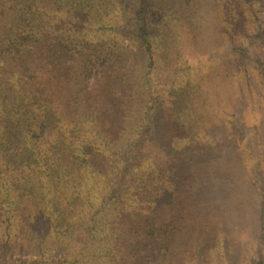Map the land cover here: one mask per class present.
<instances>
[{
    "label": "trees",
    "instance_id": "trees-1",
    "mask_svg": "<svg viewBox=\"0 0 264 264\" xmlns=\"http://www.w3.org/2000/svg\"><path fill=\"white\" fill-rule=\"evenodd\" d=\"M253 83L264 102V0H0V233L17 249L0 264H178L192 208L238 176L212 136L264 127L237 113ZM157 122L182 157L131 162ZM241 259L264 264V240Z\"/></svg>",
    "mask_w": 264,
    "mask_h": 264
},
{
    "label": "rangeland",
    "instance_id": "rangeland-1",
    "mask_svg": "<svg viewBox=\"0 0 264 264\" xmlns=\"http://www.w3.org/2000/svg\"><path fill=\"white\" fill-rule=\"evenodd\" d=\"M131 15L133 14L130 11L123 23L128 30L134 29V19ZM164 72H167V70L162 71L160 74H164ZM166 80L168 81L167 76ZM166 80L159 82L162 95L160 100L164 107L167 105ZM154 83L158 88V70L154 75ZM253 86L252 88L248 87L245 91H238L236 95L234 94L235 98H240L238 97L240 93H246V99L239 102L237 113H239V108L242 105L244 106L240 109L241 113L252 103L255 106V111L260 114L259 119L264 121V102L258 99L259 93L256 91L254 83ZM221 109L223 110V117L234 118L233 111L226 109V105ZM161 114L165 117L163 112ZM254 120L255 117L252 114L247 117L248 122L252 123ZM238 124L245 137L240 138L239 132L237 138L235 133H231L228 138V133L225 130L212 136L213 143L218 144L217 146L221 150L222 162L226 167H230L232 170L235 169L238 176L230 178L231 184L227 185V191L223 198L208 199V203L212 205L209 210L192 208L189 213L190 224L186 226L187 233L179 242L181 246L177 258L178 264H194V262L198 263L199 260H205L204 264H220L218 261L223 259H225L224 264H229V259L237 264L241 258V260H244L251 256V250L258 239L264 240V208L261 210V206L264 207V203L262 204V201L264 202V127L257 130L253 127H246V123L242 125L238 122ZM157 127L158 122L156 128L151 132L152 136L149 135L150 140L147 143L133 147L132 151L134 153L131 156V162L156 161L157 159L158 162H168L169 160L173 161L176 157H182L175 151V148L178 147L174 143L169 145L170 150L168 148L162 149V147H165L164 136L162 133L159 134V131L156 132ZM155 138L157 143L153 145ZM246 139H248L249 145H246ZM215 148L217 149V147ZM246 163H249L251 170L254 171V176L250 180H248L241 167L242 164ZM250 182L256 185L253 186ZM96 191L99 192V189ZM213 206L215 207L213 208ZM216 206L219 207V210L216 209ZM195 216L197 219L194 218ZM258 217L261 218L260 222L256 220ZM200 218L201 221L198 220ZM6 235V231L0 233V261L2 262L7 253L14 254L17 250L13 249L12 245L8 246L6 250L4 249V242L7 241ZM35 240L36 238L33 237L28 245L40 242L38 239ZM16 241L18 240L16 239ZM245 244L246 247L241 248ZM201 248L203 249L202 256L199 253ZM221 249L223 253H220L217 257L214 252ZM18 250L19 253L16 256L26 252V257L31 258L30 254H35L30 252L28 248L21 247ZM214 258L215 262L213 261ZM232 259L237 261L234 262Z\"/></svg>",
    "mask_w": 264,
    "mask_h": 264
}]
</instances>
